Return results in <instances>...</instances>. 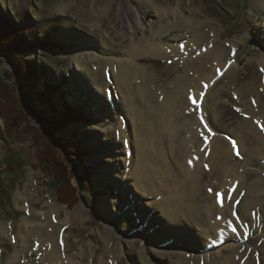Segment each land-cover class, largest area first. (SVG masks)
I'll list each match as a JSON object with an SVG mask.
<instances>
[{
    "label": "rangeland",
    "instance_id": "obj_1",
    "mask_svg": "<svg viewBox=\"0 0 264 264\" xmlns=\"http://www.w3.org/2000/svg\"><path fill=\"white\" fill-rule=\"evenodd\" d=\"M142 2L152 11L155 10V13H160L163 9L185 7L190 20L203 25V32L193 40H189L186 45L184 42L187 38L179 41L177 45L179 51L167 54L159 49L143 47L142 51L135 53L137 58L133 56L131 47L125 43L127 36L130 35L122 27L124 13L132 6V0H0V20H7L12 24L21 44L19 47L7 46L1 49L3 40L9 35L2 37L0 33V104L7 118V122H4L0 116V189L4 190L0 200V224L4 229L1 234L3 239L0 238V264H5L15 252L19 231L23 229L24 233L28 232V227L22 225L23 219L30 226L34 224L32 227L29 226L32 235L28 243L40 242L44 246L47 240L50 242V238L51 240L55 238L60 249L63 248V244L67 248L72 264H98V258L103 255L101 249L104 241L100 236L103 221L112 226L117 223L123 229L121 231L117 229L113 243L115 249L108 248L113 252L112 256L102 257L104 260H111L113 264L114 261L118 264H130L124 248L136 234L155 237L153 231L157 228H152L153 226L147 221L148 218L144 219L143 216L144 213L146 214L145 199L142 196L140 198L141 191H137L134 186L128 189V186L125 187L126 182L120 181L119 172L125 170V174L128 175L129 167H125L120 161L122 156L112 150L111 144H118L127 158L129 154L126 153L124 144L130 145L131 141L134 143L137 140L138 129V125L127 122L124 111L116 106L121 104L120 88L119 95L115 88L117 80H122L121 84L124 86L122 93L136 102L140 113L152 117L153 113L146 104L154 105L155 97L161 93L165 96L173 95V89L176 87L173 76L186 79L192 76L196 66L200 64L204 67L210 66L209 51L215 43L214 38L217 44L226 48L225 53L228 54L223 56L222 63L226 64L230 61L233 69L231 70L230 67L223 73L220 72L221 70L218 73L211 70L212 72L208 73L214 76L213 79L223 75L215 88L219 89V94L212 99V102L221 98L229 103L228 96L223 93L227 87L234 88L237 93L249 89L247 91L252 97L249 95L241 98L242 100L237 99L235 101L237 107H240L243 101L247 104L257 103L261 110L255 116L264 114V71L258 63L260 60L264 61V47H262L264 0H142ZM57 5H67L69 12L65 15L60 13L56 9ZM104 7L107 9L102 12V19L99 20L97 12ZM136 10L139 12L140 9L137 7ZM133 11L135 12V9ZM67 16L69 19H66ZM94 22L98 27L90 26V23ZM174 24H171V30L189 34L192 31L193 26L187 23L185 24L189 26H184L189 28H179V23H176V26ZM252 26L256 28L254 32ZM86 28L90 29L88 34L92 36L93 42L87 40L88 37L85 35H79ZM110 32L115 34V38L105 43L107 44L105 53L101 48L93 49L97 36L101 34L109 37ZM82 50L89 51L88 55H91L85 60L83 73L74 63L77 57L82 56ZM107 58H112L115 62L110 63ZM127 62L131 64L133 74L124 79L120 75V67ZM213 81L208 90L213 85ZM103 82L106 83L105 87L102 85ZM15 83L19 86V91L16 90ZM14 90L17 94L15 100L12 98L13 102L10 93ZM20 90L27 91L25 111L17 102ZM4 95L10 98L12 110L15 111L12 121L8 116L11 115V111L6 108V105L9 106L7 100L5 106L2 103ZM186 95L187 91L180 97L182 103L176 108L172 122L165 123L170 131L177 132L175 140L178 144L181 141H188L186 138L189 130L182 129V122L185 119L187 122L191 118L194 119V111L191 110L193 105L183 103ZM62 102L83 115L84 119L66 121V125L57 124L59 114L64 112ZM235 102L231 104L236 109L223 114L221 120H218L221 124L224 123L221 128L228 131L223 132L227 137H230V132L237 130L233 128L239 117H242L240 109L234 107ZM59 121L62 122V119ZM150 121L152 122V119ZM263 123L260 122L256 126L258 135L264 132L261 125ZM253 127L255 128V124ZM192 128L195 130V127ZM40 132L44 135L39 136V142L35 134ZM142 132L143 128L139 129V133ZM161 132L166 147L170 142L164 132ZM192 138L196 142L190 150L192 155L190 157L199 164L202 170L201 176L207 182V196L201 201L209 200L220 193L210 181L211 173H215L210 170L211 156L209 150H205L204 158L196 162V156L203 153L202 134L198 135L196 132ZM219 139L224 140V137ZM259 139L264 142V136L261 135ZM34 141L38 145L53 141L61 151L58 153L61 159L65 148V163L70 168L77 167V174L70 177L77 192V197L72 199L71 205L56 200L50 176L36 165L37 149ZM146 141L147 138L144 142ZM139 144L141 147L144 145V143ZM217 148L224 150L219 144ZM166 150L168 151V148ZM232 153V155L228 153L227 157L230 159L233 156L235 169L239 171L248 169L255 174L260 164L254 165L253 160L246 162L244 155L239 151L235 150ZM121 154L124 156L123 153ZM167 154V158H170L171 152ZM115 155L120 159L118 160ZM179 156L184 158L182 150L179 151ZM57 160L62 161L58 158ZM129 162L126 161V165H129ZM183 163L186 164L187 160ZM216 170L217 174L223 171L222 168ZM84 176L86 179H83ZM159 182L160 189L163 190L165 176L161 181L159 179ZM252 193L253 191L247 192L248 195ZM71 214L75 216L76 222L74 223L73 218V223L64 225L61 220L65 217L71 218ZM104 214H110L111 220L108 221ZM114 217L116 219L112 220ZM137 226L139 228H136ZM231 229L234 230V225H231ZM114 230L116 232L115 227ZM134 230L135 232H130ZM240 239L237 241L240 242ZM28 243L24 246V252L27 253ZM109 245L112 246L111 243ZM86 246L90 247L85 248ZM36 248V245H32L33 256ZM82 248H84L83 255L80 254ZM183 249L186 250L185 247ZM91 251L93 253L90 256ZM40 255L41 253L38 258ZM24 261L25 259L22 258L20 263L23 264Z\"/></svg>",
    "mask_w": 264,
    "mask_h": 264
},
{
    "label": "bare ground",
    "instance_id": "obj_2",
    "mask_svg": "<svg viewBox=\"0 0 264 264\" xmlns=\"http://www.w3.org/2000/svg\"><path fill=\"white\" fill-rule=\"evenodd\" d=\"M67 5H57L56 9L65 15L69 12V7H67L68 9L66 8ZM107 7L98 10L97 19L100 20L102 12ZM137 7L140 9L139 12L136 10ZM148 7L142 0H132V6L124 13L122 27L130 35L129 37L127 36L125 43L131 47L133 56L137 58L138 56L135 53L140 52L143 47L159 49L167 54L176 52L179 49L177 46L179 41L187 38L184 42L186 45L189 40H193L194 37L203 32V25L193 23L186 13L185 7L163 9L160 13H155V10L152 11ZM133 9H135V12ZM66 19H69V17L67 16ZM175 22L179 23V28H189L186 26L192 25L191 33H180L171 30V24ZM95 23H90V26L98 27ZM255 29V26H252V32ZM89 30L88 28L83 29L79 35L83 34L88 37L87 40L93 42L92 36L90 37L88 34ZM211 30L213 31L214 28L212 27ZM183 34L185 36L182 37ZM114 38L115 34L113 32L109 33V37H104L100 34L94 41L93 46L91 44L89 46H92L93 49L101 48L103 53H105L107 47L105 43L113 41ZM213 40H215V43H213L214 45L211 46L209 51L211 63L209 67L206 66L208 69L200 64L193 69L192 76H188L186 79L173 76L176 87L173 89L172 96L170 94L165 96L164 93L160 92L161 95L158 96L157 94L158 97H155L154 105L145 103L149 111L153 113L152 117L140 113L136 102L122 93L124 90V86L121 84L122 80L118 81L117 77H115L117 80L115 88L118 95L119 88L121 91V104L116 106L121 107V110L124 111L128 123L131 122L138 125L137 140L134 143L131 141L130 145L128 143L124 144L125 151L129 154L127 158H125L124 150L117 146L118 144H111L113 146L112 150L122 156L120 159L115 155L117 159H120L125 167H129L128 175L125 174V170L119 172L120 181L126 182L125 187L128 186V189L134 186L137 191H141L140 198L143 197L145 199L144 206H146V214L144 213L143 215L142 213L141 215L144 216V219L148 218L147 221L153 226L152 228H157L153 231L155 237L152 235L145 237V235L136 234L133 239L128 241L124 250H126L130 264H264V172H262L264 170V142L259 139L261 135L264 136V132L258 135L259 131L256 129L258 123L264 122V116H262L264 114L255 116L261 110L257 103L249 102L247 104L243 101L244 103L237 107V102L235 101L243 97H249L251 94L247 91L249 89L237 93L234 88L228 89L227 87L223 93L228 96L230 102L228 103L221 98L212 102V99L219 94V89L216 90L215 88L220 78H215L213 85L208 90L214 77L213 75H208V73L212 71L218 73L225 65L222 63V59L227 54L225 53L226 48L223 45H219V43L217 44L216 39L213 38ZM262 47H264V44ZM121 49H123V46H121ZM88 52L82 50V56L77 57L74 62L82 73L84 72L85 60L91 57ZM233 56H236L235 53ZM107 59L110 63L115 62L112 58ZM258 63L264 71V61L260 60ZM116 65L118 70V63ZM120 69V75L124 79L129 78L133 74L129 62L122 64ZM232 69L233 67H231ZM105 84V82L102 83L103 87H105ZM185 91H187L186 99H188L187 101L184 99L183 103L193 105L191 110L194 111V119L191 118L188 122L185 119L182 122V129L189 130L188 138H186L188 141H181L178 144L175 140L177 132L170 131V128L166 127L165 123L172 122L176 108H179L182 103L180 97L183 96ZM96 96L98 97L97 93ZM250 96L252 97V95ZM231 102L236 103H233L234 107L240 109L242 117H239L236 121L237 124L233 128H237V130L230 132V137H227L224 133L228 131L221 128L224 123L221 124L218 120H221L223 114L228 111L230 113V110L236 109L232 107ZM190 105L189 107H191ZM154 107L155 109L153 110ZM216 114L218 115L216 116ZM140 115H142L141 118ZM151 119L152 122L150 121ZM228 124L231 125L229 122ZM253 124H255V128ZM261 125L264 126V123ZM192 126L195 127V130H193ZM142 128L143 132L140 134L139 129ZM262 128L264 129V127ZM161 131L164 132L170 142L166 147L163 144ZM196 132L198 135L201 133L203 139L201 144L203 153L196 156V162H200V159L204 158L205 150H209L211 156L210 170L215 171V173H211L210 181L220 190L218 196H212L209 200L203 201L201 199L207 196V182L201 176L202 170L199 164L195 163L190 157L192 156L190 150L193 149L196 142V140L193 141L192 137ZM220 132L224 133L221 135ZM222 136L224 140L219 139ZM146 138L147 141L144 142ZM137 141L144 143V145L141 147ZM218 144L224 150H218ZM167 148L168 151L166 150ZM180 150L183 151V159L179 156ZM235 150L244 155L246 162L253 160L252 163L254 165L260 164L255 174L248 169L241 171L235 169L233 156L230 159L227 157L228 153L232 155ZM169 151L171 155L170 158H167V152L169 153ZM184 160H187L186 164L183 163ZM126 161H130L129 165H126ZM217 164L218 166H216ZM218 168L223 169L220 174H217L216 169ZM260 170L261 173H259ZM164 176L165 186L163 185V190L165 191L160 189L159 182V179L161 181ZM251 191L253 193L248 195L247 192ZM238 202L239 204H237ZM70 217H65L61 222L64 225H70L73 223L72 219L74 218L75 223V216L71 214ZM104 217L108 221L111 220L110 214H104ZM115 219L114 217L112 220ZM234 221L237 222L235 223ZM101 224L102 232L100 236L104 241L101 249L102 257L106 255L112 256L113 252H110L111 250L108 248L115 249L113 243L114 237L117 235V229L119 231L123 229L117 223L114 224L115 226L109 225L104 221ZM22 225L28 227V232L24 233L23 229L19 231L15 252L7 259L5 264H21L20 260L22 258L25 259L23 264H72V258L69 256L64 244L63 248L60 249L55 238L54 240L50 238V242L47 240V244L45 243L44 246L40 242L34 243L30 241L28 243L29 237L32 235L30 227L34 224L30 226L23 219ZM231 225H234V230L231 229ZM136 228H139V226ZM3 230L0 224L1 239H3V235H1ZM142 230L146 231V229ZM130 232H135V230ZM239 238H241L240 242L237 241ZM145 239L147 244H145ZM247 241L249 242L245 245ZM27 243L28 253L24 252V246ZM32 245L37 246L34 256ZM88 247L90 246L85 248ZM40 253V258H38ZM92 253L93 251L90 252V256ZM80 254H84V248L80 250ZM102 257L98 258V264H113L111 260H104ZM117 257L120 256L117 255ZM114 264L118 263L114 261Z\"/></svg>",
    "mask_w": 264,
    "mask_h": 264
},
{
    "label": "trees",
    "instance_id": "obj_3",
    "mask_svg": "<svg viewBox=\"0 0 264 264\" xmlns=\"http://www.w3.org/2000/svg\"><path fill=\"white\" fill-rule=\"evenodd\" d=\"M0 33H1L2 37L7 35V34L9 35V37H6V40H3L2 45H1V49H2V47L5 49L7 46L19 47V45H21L20 40L18 39V35H17L18 33H16L15 28H13L12 24L10 22H8L7 20H0ZM31 79H32V77L30 78V80ZM17 83H15L16 90L19 91V86H17ZM44 89L46 90V86H44ZM26 92L27 91L23 92L22 90H20L19 95H18L19 96L18 100L20 102L17 101L18 104L20 105V107H22V110H24V111H25L24 107L27 105V103H26ZM16 94L17 93L15 92V90L10 93L11 100H12V98L15 100ZM2 100L4 101V102H2L4 106L6 105L5 104L6 100L8 102L9 106L6 105V108L9 111H11V115H8V116H10L11 121H12L14 118V117H12V115H14L15 111L13 112V110H12L10 98L8 96L4 95ZM27 101H28V99H27ZM17 102H15V103L17 104ZM62 107H63L64 112L61 115L59 114V117L57 118L58 123L56 122L57 124L66 125V121H77V120H83L84 119L83 115L79 114L75 109L70 107L67 103L63 102ZM4 113H5V110L2 108V104H0V116H1V118H3L4 122H7V118L5 117L6 113L5 114ZM35 113L40 114V112L39 113L35 112ZM61 119H62V122L59 121ZM5 125H6V123H5ZM43 135H44L43 132L35 134L37 140L39 139V136H43ZM41 144L42 145H38L36 143V141H34V146L37 149V151L35 153V158H36V163H37L36 165L46 175L50 176V178H51L50 183H51L52 188L55 191L56 200H58L59 202L71 205L70 203H71L72 199L74 200L77 197V195H76L77 192L75 191V187L71 183L70 177H73L77 174L76 173L77 167L71 166V168H70L65 163V161H64V156L66 153L65 148L63 149L64 151H62L63 158L61 159L59 157V154H58L61 151L59 150L57 144H55L53 141L52 142L46 141L45 143L42 142ZM57 158L62 160L61 161L62 163L59 162L57 160ZM63 162L66 165H64ZM84 177L85 178H83V179H86V176H84ZM86 185H87V183H86ZM3 193H4V190L0 189V200L3 197Z\"/></svg>",
    "mask_w": 264,
    "mask_h": 264
},
{
    "label": "snow or ice",
    "instance_id": "obj_4",
    "mask_svg": "<svg viewBox=\"0 0 264 264\" xmlns=\"http://www.w3.org/2000/svg\"><path fill=\"white\" fill-rule=\"evenodd\" d=\"M262 127H264V126H262ZM234 144H235V142H233ZM237 154H239V153H237Z\"/></svg>",
    "mask_w": 264,
    "mask_h": 264
}]
</instances>
